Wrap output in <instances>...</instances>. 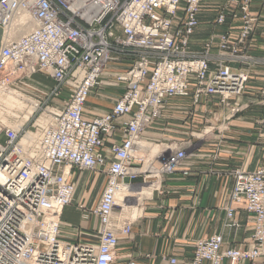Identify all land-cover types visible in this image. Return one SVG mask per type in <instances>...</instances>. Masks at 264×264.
Listing matches in <instances>:
<instances>
[{
  "label": "built area",
  "instance_id": "1",
  "mask_svg": "<svg viewBox=\"0 0 264 264\" xmlns=\"http://www.w3.org/2000/svg\"><path fill=\"white\" fill-rule=\"evenodd\" d=\"M202 1L0 0V106L16 94L28 110H37L40 101L20 90L29 93L27 79L38 73L51 78L55 88L71 81L73 85L67 105L36 137L0 118V264H115L120 236L130 234L133 224L118 216L123 209L117 196L122 189L134 192L138 172L133 160L167 100L192 95L198 104L219 95L225 102L241 94L249 78L247 70L232 71L227 63L246 59L239 54L254 31L249 0L241 5L238 37L232 39L229 32L221 36V47L230 52L227 59L213 63L211 43L200 56L188 57ZM228 15L223 8L217 22L225 23ZM127 54L133 62L116 75L124 92L109 111L88 117V96L110 64ZM261 101L264 104V87ZM125 116L128 119L121 122ZM182 160L183 152L170 156L155 167L154 176L175 173ZM74 167L107 178L92 210L99 218L98 242L61 238V214L76 191L70 179ZM235 178L227 225H238L236 205H244L253 216L252 244L224 247L223 234L214 233L196 241L188 264H241L264 254V165L238 169ZM125 197L126 203L137 198ZM169 264H177V259L170 258Z\"/></svg>",
  "mask_w": 264,
  "mask_h": 264
},
{
  "label": "crops",
  "instance_id": "2",
  "mask_svg": "<svg viewBox=\"0 0 264 264\" xmlns=\"http://www.w3.org/2000/svg\"><path fill=\"white\" fill-rule=\"evenodd\" d=\"M243 2L244 0L202 1L200 23L190 38L189 58L200 56L207 43H211L213 63L217 59L228 58L230 52L221 47V36L229 32L232 39L238 37L243 25ZM223 8L229 15L225 23H218L217 17ZM248 11L253 20L254 31L245 49L239 54L246 59L236 65L251 73L245 94L239 102L254 105L235 114L228 122L225 115L220 118V133L216 136L225 139L198 147L175 173L163 177L162 191L151 198H145L141 204L139 202L140 209L137 207L136 214L133 215L136 217L132 220L131 233L120 236L115 264H169L170 258H176L177 264H188L193 258L196 241L214 233L223 234L224 247L246 248L252 244L253 216L244 205H236L235 219L238 220V225H227V206L236 180L233 170L240 168L250 171L264 165V105L257 102L264 87V0H249ZM132 62V56L127 54L123 62H112L109 69L125 70ZM35 76L45 80L43 74ZM112 89L103 84L97 87L94 95L88 97V102L99 106L91 114L85 110L88 117L101 115L105 109L110 110L114 106L115 101L112 100L118 95L120 97L124 91L117 93ZM191 109L196 110L195 115L208 109L219 110L217 96L203 98L198 104L194 103L192 95L169 98L162 116L147 128L143 138L153 135L148 130L151 128L155 130L156 136L162 137H174V131L185 133L191 118L184 123L179 115L185 113L187 116ZM126 119L128 117L125 116L120 121ZM117 136L120 137L119 132ZM110 143L111 140H107L103 150ZM154 147L160 149L158 145ZM141 151L146 153L144 149L139 152ZM70 179L76 183V192L72 204L65 206L61 214V238L72 242H98L96 231L99 218L93 211L88 216L84 215L80 205L91 210L96 208L107 183L106 175L74 167ZM140 184L141 180H134V185ZM148 186L141 188V194L152 192V185ZM144 188L151 189L144 191ZM133 193L136 196L140 194L136 190ZM241 264H264V254L254 262Z\"/></svg>",
  "mask_w": 264,
  "mask_h": 264
},
{
  "label": "rangeland",
  "instance_id": "3",
  "mask_svg": "<svg viewBox=\"0 0 264 264\" xmlns=\"http://www.w3.org/2000/svg\"><path fill=\"white\" fill-rule=\"evenodd\" d=\"M1 35H2V30L0 29V44H1ZM132 58L134 60V57ZM123 59L124 58H121L119 61L123 62ZM227 63L230 64V69L232 71L239 70L236 65L238 62L232 61ZM121 71L123 70L114 71L108 69L107 71H105L101 77L100 84L93 89L90 95H94L93 92L96 91L97 87L103 84L107 85L108 87H112L113 88L112 90L116 91L117 93H120L122 90L124 91L125 89L123 83L119 82L118 78L116 77V75ZM248 73H249V78H248L249 81L251 73L250 72ZM248 81L246 82V86L241 94L235 96L233 95L229 96V98H227L225 102L221 100V97L219 95H216L218 100L219 110L208 109L202 112L201 114L199 112L197 115H195L196 110L191 109L189 110L190 112H188L187 116L184 115L185 113L183 115H179L180 118L184 119V123L185 121H188L191 118L187 126L188 128L185 129L186 131L185 133L182 134L174 131L175 132L174 135L175 136L181 135L180 137H175V136L169 137L166 135H165L166 137L165 136L162 137V135L156 136L154 134L155 130L153 128L148 129L149 131H152L153 135H151V137L148 138L142 137V141L152 146L158 145L160 146L159 147L160 149L157 151V153L151 154L147 151L150 148V146L145 144L144 147L147 148L146 153L143 151L137 153V156H141L143 158L140 159L138 157L135 160H133L132 167L136 168L135 171L138 172L136 174L137 175L136 180L137 181L141 180L142 184L137 186L134 185V191L141 190V188L144 187L145 185H152L153 189L150 194L137 195V198L139 199H137L136 197L132 198L134 200V203L136 204L130 206L131 208H129L128 210L129 214L126 213L125 216L127 217L129 216L128 217L129 219L134 220L136 216L133 215L136 214V208L138 207L140 209V206L138 205L139 202L141 204L145 200V198H151L157 192L162 191L161 183H163L164 180L163 178L159 179L157 178V176H154V169L156 166L161 165L163 161H165L167 158L173 156L178 152H183L182 162L186 161L190 156H192L196 152L198 147H203L205 145H208L209 143H213L212 141L215 140L225 139L216 136L218 135L219 132V128H218V123L220 122L219 119L225 115L227 117V122H228V119L233 117L235 114H238L243 110H247L251 108L252 105H254L252 104L250 106L249 103L246 104L239 102L240 98H243L245 94ZM26 84L27 85L25 86V89L28 90L29 93H27L25 90H23V92H21L20 90V93L27 98L29 96L28 94L33 93L34 95H32V97L34 98V100L37 102L40 101V105L38 109L37 110L31 109V111L28 110L24 104L19 102L20 99L17 98L15 94L14 96L8 97L7 105L4 104L0 106V118L9 126L12 127L23 126L25 131H28L29 134H32L34 135V137H36V135L42 129V126H45L53 121L54 113L56 111L58 112L59 110H62L67 105V102L71 97L73 85L71 81L63 85H59L57 88H55V86H52L55 83L51 78L45 77V80H40L36 76H34L33 79L28 78ZM118 96L112 101L116 102L117 99L119 98ZM4 97H6V95ZM113 102L111 106H113ZM257 102L260 105L263 104L260 96ZM97 107L99 108V106L94 105L90 102L86 103V110L89 114H91L92 111H96L95 108ZM234 107L235 108L238 107L239 111L233 112ZM107 111H109V109H105L103 111V114L106 113ZM177 118L181 120L179 117ZM227 139L230 140V138H226V140ZM230 141H233V139ZM238 169L240 168L234 169L233 173H235ZM73 201H74V197H73ZM72 202L70 204H72ZM80 206L82 207V211H84V215L88 216L91 213L92 210L90 208H87L83 204H81ZM130 215L133 217H131Z\"/></svg>",
  "mask_w": 264,
  "mask_h": 264
},
{
  "label": "bare ground",
  "instance_id": "4",
  "mask_svg": "<svg viewBox=\"0 0 264 264\" xmlns=\"http://www.w3.org/2000/svg\"><path fill=\"white\" fill-rule=\"evenodd\" d=\"M1 30H2V28H1ZM3 38H4V32H3V30H2V35H1V43H2V41H3ZM89 97V96H88ZM30 137H32L33 135H29ZM29 136H26V137H29ZM25 137V138H26ZM144 145H145V143L142 141V150L144 149L145 151H146V148L144 147ZM158 150V148H156V147H151L150 149H148V152H150V153H154V151H157ZM154 184V183H153ZM149 186H151V185H149ZM148 186V187H149ZM157 186V185H156ZM153 186H151V188H152ZM151 188H144L143 190L144 191H148V190H150ZM137 192L138 193H140L139 195H143V194H141V190H137ZM136 193V192H135ZM126 194L128 195H130V196H136L133 192L132 193H126V190L125 189H122L119 193H118V196H117V204L123 209V211L122 212H119L118 213V216H120V217H127V216H125V214L127 213V214H129L128 213V210H129V208H131L130 206H132V205H134V204H136V203H134V200L132 199L130 202L131 203H126V200H128V198L126 199ZM134 194V195H133ZM138 195V194H137ZM124 197H125V202L123 201V199H124ZM136 202V201H135ZM131 216V215H130ZM129 217V216H128ZM131 217H133V216H131Z\"/></svg>",
  "mask_w": 264,
  "mask_h": 264
},
{
  "label": "water",
  "instance_id": "5",
  "mask_svg": "<svg viewBox=\"0 0 264 264\" xmlns=\"http://www.w3.org/2000/svg\"><path fill=\"white\" fill-rule=\"evenodd\" d=\"M125 181L126 182H130V178L129 177H125Z\"/></svg>",
  "mask_w": 264,
  "mask_h": 264
}]
</instances>
